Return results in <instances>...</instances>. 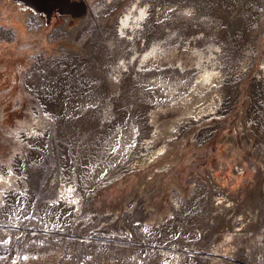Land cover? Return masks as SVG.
I'll use <instances>...</instances> for the list:
<instances>
[{
  "label": "bare ground",
  "instance_id": "6f19581e",
  "mask_svg": "<svg viewBox=\"0 0 264 264\" xmlns=\"http://www.w3.org/2000/svg\"><path fill=\"white\" fill-rule=\"evenodd\" d=\"M188 1L190 3L185 6L191 17L185 24L168 13L171 10L166 4L134 5L120 19L118 34L108 27L109 48L100 43L93 47L86 45L83 49L78 48L79 43L77 48L64 47L60 49L53 66L40 55L36 57L33 70L26 75L27 90L38 104L35 102L30 110L31 120L26 121L23 129L16 133L19 151L7 164L0 163V225L15 227L21 218L30 213L34 202L33 191H38L40 185L38 172L45 160L48 140H57L61 163L59 190L57 188L59 198L52 206L46 204L40 207V225L47 232L43 235L47 244L38 254L53 250L57 252H48L51 258L45 264L59 256L66 236L71 235L68 232V215L75 214L83 204H89L93 193L110 183L114 184L112 182L116 178L130 170L168 156L176 146V140L187 129L186 126L214 115L229 114L239 100L241 84L251 74L257 61L260 39L254 33L258 29L254 27V30L253 25L256 21L260 26L257 11L260 5L264 6V0ZM68 2L34 0L35 15L28 16V25L32 28L43 26V12L53 5L66 6ZM123 2L125 0L99 2L95 13L99 17H112ZM228 10L238 11L242 19H231L229 25L222 26L223 12ZM247 14L253 15L249 21L245 16ZM64 21L62 26L55 29L52 38L62 40L61 35H69L76 43L74 34L69 33L67 18ZM129 29L132 37L125 42L124 35ZM14 34L12 29L5 33L0 28L2 38L11 41ZM201 36H205L207 41L211 40L208 51L198 50ZM128 42L132 44V59L137 60L140 54L144 55L131 64L135 80H124V74L119 72V92L107 94L105 84L109 81L108 74L116 68L112 58L118 50L122 52L121 56H125ZM138 63H143L141 69L136 68ZM56 65L60 71L54 70ZM203 71L206 73L201 78ZM102 85L105 86L101 88ZM251 93L253 104L239 128L242 129L246 146L255 142V154L264 167V62L254 79ZM157 104L158 107L167 106L168 110L173 107L179 110L188 106L193 108L188 112L186 109L170 127L160 129L157 125L160 114ZM216 130L201 131L195 139L196 146L206 145ZM237 142L234 135L229 143L232 149H238ZM137 155L140 159L135 162ZM176 161L166 164V170L172 168ZM115 163L117 169L114 167L115 171L113 169L112 172L111 167ZM30 167L33 172L28 175ZM159 183L160 180L156 187ZM258 186L262 188L260 198L257 199L254 190L246 207L250 213L253 212L255 220L262 223L264 176ZM206 188L205 185H196L190 192L189 205L182 200L185 194L182 189L173 190L171 200L179 210L178 218L161 216L158 221L141 225L143 237L128 236L130 243L142 246H135L136 249L122 251L120 248L123 246L116 244L115 238L109 236L107 242L99 244V248H102L100 254L91 257V263L107 264L112 259L111 253L119 250L116 251L118 255L132 251L150 264H171L169 257H174V264H178L185 255L176 252L179 250L176 240L180 233L194 240L200 231L201 219L208 218V210L201 201ZM213 190L211 201H215L214 210L228 213L233 200L225 196L218 186L215 185ZM151 211L148 209L149 216L155 213ZM141 212L144 214L145 210ZM149 216H146V221ZM240 220L238 217L236 222L246 223ZM195 222L199 224L198 230L192 231L190 225ZM5 231L11 232V229ZM14 264H24V261L19 263L16 260ZM26 264L42 263L39 258L29 256Z\"/></svg>",
  "mask_w": 264,
  "mask_h": 264
},
{
  "label": "rangeland",
  "instance_id": "374dc122",
  "mask_svg": "<svg viewBox=\"0 0 264 264\" xmlns=\"http://www.w3.org/2000/svg\"><path fill=\"white\" fill-rule=\"evenodd\" d=\"M33 1L0 0V28H3L5 33L10 29L15 33L11 41L0 36V163L2 164L10 162L15 153L19 151L20 146L16 133L23 129L26 121L31 120L30 110L36 100L27 90L25 77L35 67L36 57L43 55V58L53 66L54 60L60 55V49L64 47L77 48V43H79L78 48L83 49L86 45L93 47L100 43L109 48L108 27L118 34L120 19L127 15L134 5L166 4L172 11L168 13L184 24L191 17V13L185 6L190 3L188 0L185 2L182 0H125L112 17H99L95 13L97 3L106 0H69L67 6L48 8L41 15L44 21L43 26L32 28L28 25V16L35 15ZM257 12L260 15V26H257L256 21L253 25V29L254 27L258 29H254L255 32L254 30L253 32L260 39L257 61L251 74L241 84V96L231 113L218 117L214 115L210 119L186 126L187 129L182 133V137L176 140V146L168 156L158 158L147 166L130 170L120 175L121 178L120 176L119 179L116 178V181L112 182L114 184L110 183L98 189L93 193L96 196L92 195L93 199L91 198L88 205L83 204L75 214L68 215V232L72 236L92 234L113 236L114 242L123 246L120 248L122 251L130 248L136 249L135 246L142 247L130 243L128 236L132 234L133 236L130 237H143L140 226L146 222L158 221L161 216L172 217V219L180 216L178 208L171 200L173 190L182 189L185 192L182 200L185 205H189L191 190L196 185H205L207 191L201 201L208 210V218L201 219V228L194 240L183 232L180 233L176 240V247L180 251L176 252L185 253V255L181 260L182 263L178 264H264V222L258 223L253 212L250 213L246 207L254 190H256L257 199L262 194V188L258 184L264 176V167L255 154V142L246 146L242 129L239 128V124L247 118V111L253 104L250 98L252 84L264 62V6L260 5ZM245 16L249 21L250 16L253 15ZM65 18H67L69 33L74 34L76 43L71 40V36L68 37L69 35H61L62 40L52 38L55 29L65 23ZM237 18L242 19L238 11L223 12L222 26L229 25L231 19L236 21ZM140 33L141 31L139 35ZM131 37L132 32L129 29L124 35L125 42ZM201 37H199L201 42L198 50L208 51L207 47L211 40L207 41L205 36ZM125 51H127L125 56H121L120 50L115 53L117 55H112L116 68L108 74L109 81L105 84L107 94L115 95L120 90L117 73L122 72L124 80L126 78L135 80L131 64L144 55L140 54L137 60L132 59L133 52L130 42L128 46L126 45ZM184 54L185 52L182 53ZM140 66L142 67L143 63L136 64L137 69H141ZM54 70L60 71L58 65L54 66ZM203 73L206 72L200 73L201 78ZM248 101V106H246ZM192 108L193 106H188L187 111L185 108L179 110L177 107L168 110L167 106L160 105L157 108L160 113L157 125L160 129L170 127L178 121V117H181L184 111L188 112V109ZM214 128L217 130L206 145L197 147L195 139L200 132ZM234 135L238 141V149L235 150L229 145ZM139 157L137 155L136 159L134 158L135 162H138ZM175 159L177 161L173 164L174 166H171L169 171L166 170V164L172 163ZM115 165L116 163L111 167L112 172L114 167L117 169ZM29 169L28 175L33 172L31 167ZM156 170L159 172L157 173ZM60 173L59 143L50 138L45 160L38 172L40 185L38 191H33L34 202L30 213L21 218L15 227L0 225L1 264L4 262H6L4 264H10L16 258L26 264V258L29 256L39 258L41 263L45 264L51 258L48 252L54 254L57 252L53 250L38 254L46 244L43 235L47 234L40 225V207L57 203ZM156 173L157 175L154 176ZM147 177L150 179L148 180ZM158 180L160 183L156 187ZM215 185L225 196L233 200L229 204L228 213H217L214 210L215 201L214 199L211 201V198ZM129 206H132V209L128 210ZM141 209L145 210L144 214ZM148 209L152 210L151 213L153 211L155 213L149 216ZM146 216H149L148 221L145 220ZM238 217L246 223L236 222ZM209 219L215 221H209ZM198 225L196 222L192 223L190 228L192 231H197ZM7 229H11V232L5 231ZM185 250L187 252H184ZM116 251L119 250L111 253L112 259L107 264H150L140 259L135 252L125 251L118 255ZM169 258H171V264H174L175 258Z\"/></svg>",
  "mask_w": 264,
  "mask_h": 264
},
{
  "label": "built area",
  "instance_id": "2783aa9c",
  "mask_svg": "<svg viewBox=\"0 0 264 264\" xmlns=\"http://www.w3.org/2000/svg\"><path fill=\"white\" fill-rule=\"evenodd\" d=\"M108 237V235L97 234L66 236L59 256L51 259L48 264H92L91 257L100 254L102 248H99V244L107 242ZM43 240L45 241V237ZM45 242L47 244V241ZM16 260L18 259L12 260L10 264H14Z\"/></svg>",
  "mask_w": 264,
  "mask_h": 264
},
{
  "label": "water",
  "instance_id": "95a60500",
  "mask_svg": "<svg viewBox=\"0 0 264 264\" xmlns=\"http://www.w3.org/2000/svg\"><path fill=\"white\" fill-rule=\"evenodd\" d=\"M67 1H68V0H66V2H67ZM68 4H69V3H67V5H68ZM67 5H66V6H67ZM54 7L57 8V7H61V6H60V5H53V6H51L50 8L54 9ZM63 7H64V6H63ZM52 9H50V11H51Z\"/></svg>",
  "mask_w": 264,
  "mask_h": 264
},
{
  "label": "snow or ice",
  "instance_id": "6c2138e0",
  "mask_svg": "<svg viewBox=\"0 0 264 264\" xmlns=\"http://www.w3.org/2000/svg\"><path fill=\"white\" fill-rule=\"evenodd\" d=\"M143 9L141 10V17L143 16ZM122 23H124V21H122ZM125 26H127L126 24H125ZM122 35H123V33H121ZM134 146V145H133ZM146 231H147V229H145Z\"/></svg>",
  "mask_w": 264,
  "mask_h": 264
}]
</instances>
